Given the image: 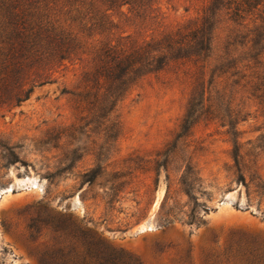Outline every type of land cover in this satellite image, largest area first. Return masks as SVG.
Segmentation results:
<instances>
[{
  "label": "rangeland",
  "instance_id": "374dc122",
  "mask_svg": "<svg viewBox=\"0 0 264 264\" xmlns=\"http://www.w3.org/2000/svg\"><path fill=\"white\" fill-rule=\"evenodd\" d=\"M45 1L77 47L22 101L14 77L0 76V264H48L84 228L143 264H250L264 254L261 99L237 94L236 128L217 118L184 128L191 81L179 61L141 76L113 109L93 87L100 47L160 39L207 2ZM217 23L215 56L231 24L226 14ZM191 160L196 204L179 182ZM195 206L201 222H190Z\"/></svg>",
  "mask_w": 264,
  "mask_h": 264
},
{
  "label": "trees",
  "instance_id": "16d2710c",
  "mask_svg": "<svg viewBox=\"0 0 264 264\" xmlns=\"http://www.w3.org/2000/svg\"><path fill=\"white\" fill-rule=\"evenodd\" d=\"M205 1L200 17L160 39L107 43L100 47L93 71L97 82L93 87L97 88L95 95L102 96L101 104L113 109L141 76L161 70L172 61L184 66L183 72L191 81L181 127L189 128L202 118H217L236 128L243 109L231 110L229 106L237 94L251 92L264 102V0ZM112 3L136 4V0H112ZM48 5L45 0H0V76L5 73V79L14 77L18 101L28 98L36 85L49 81L48 72H53L55 65L77 47L68 45V36L56 25ZM223 14L231 24L222 50L215 56L217 22ZM225 106L230 113L224 112ZM166 162L168 167V158ZM198 173L191 160L179 180L182 190L195 204ZM171 194L169 182L163 204L173 197ZM195 208L189 214L190 222H201ZM171 211L172 208L168 209V213ZM253 256L250 264H264V254L258 249ZM48 264L143 263L84 228L77 239L66 237L59 241Z\"/></svg>",
  "mask_w": 264,
  "mask_h": 264
}]
</instances>
